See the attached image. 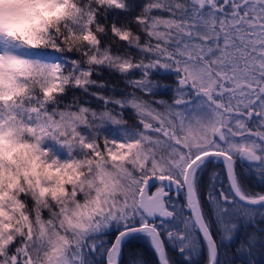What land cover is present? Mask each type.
<instances>
[{
	"label": "snow or ice",
	"instance_id": "1",
	"mask_svg": "<svg viewBox=\"0 0 264 264\" xmlns=\"http://www.w3.org/2000/svg\"><path fill=\"white\" fill-rule=\"evenodd\" d=\"M136 7L0 0V264H121L136 239L156 264L264 253V192L243 180L264 183V0Z\"/></svg>",
	"mask_w": 264,
	"mask_h": 264
},
{
	"label": "trees",
	"instance_id": "2",
	"mask_svg": "<svg viewBox=\"0 0 264 264\" xmlns=\"http://www.w3.org/2000/svg\"><path fill=\"white\" fill-rule=\"evenodd\" d=\"M146 2V0H132V3H134L136 7V11L138 12L140 7L143 6V4ZM134 55H138L135 49L132 50ZM138 74V73H137ZM97 79H104L106 82H108L110 85L114 86L116 91L114 93H111V95H114L117 98H120L123 96V94L127 91H131L125 84L124 78L115 72H111L109 70H104L102 72V75L100 77H94ZM153 80L158 81L161 84H173L175 80L174 74H154L152 76ZM79 95V93H76ZM109 94V93H106ZM171 95L170 90L168 89H162L159 91L158 95L155 97L156 99L164 98L167 99ZM148 98V97H146ZM101 108L103 107L102 103L99 105ZM93 107H97V103L93 102ZM112 105H109V108H111ZM124 119L127 120L129 125H133L135 123V116L131 109H126L124 111ZM220 166H217V170H219ZM247 165H239L238 163V171L243 173L244 168H246ZM207 177H205L206 179ZM244 182L248 185L249 188H251L254 191L258 192H264V183H261L257 181L252 176H243ZM225 186H227V180L224 181ZM187 214V213H186ZM252 229L249 228H241L240 233L238 234V237L234 239L230 245H226L225 247L221 248V258L227 259L231 257V254L234 252L236 245L240 242L241 239L244 238V235L246 231H251ZM227 251L229 253L228 257H225L223 253ZM135 252L143 256V258L147 261V264H156V256L153 253L149 242L146 239H136L133 240L129 245L125 246L124 255L121 259V264H128L131 254ZM168 252L172 260L174 261V264H180V262L183 260V257L179 256L173 248L169 247ZM206 255V249L202 250L201 255L194 258V260L197 262V264H204V256ZM237 260L243 259L244 261H247L249 257L247 255H244L243 257H236ZM252 259L255 260L256 264H264V253H261L260 251H256ZM100 264H103V258H100Z\"/></svg>",
	"mask_w": 264,
	"mask_h": 264
},
{
	"label": "rangeland",
	"instance_id": "3",
	"mask_svg": "<svg viewBox=\"0 0 264 264\" xmlns=\"http://www.w3.org/2000/svg\"><path fill=\"white\" fill-rule=\"evenodd\" d=\"M138 75H139V74H137V78H138ZM150 191H155V188H152Z\"/></svg>",
	"mask_w": 264,
	"mask_h": 264
}]
</instances>
